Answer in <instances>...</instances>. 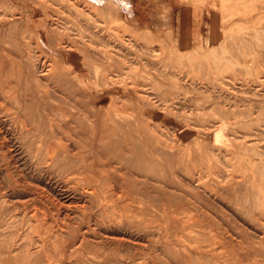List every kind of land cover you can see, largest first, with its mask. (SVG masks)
Returning <instances> with one entry per match:
<instances>
[{
	"label": "rangeland",
	"instance_id": "rangeland-1",
	"mask_svg": "<svg viewBox=\"0 0 264 264\" xmlns=\"http://www.w3.org/2000/svg\"><path fill=\"white\" fill-rule=\"evenodd\" d=\"M0 21V264H264V0H0Z\"/></svg>",
	"mask_w": 264,
	"mask_h": 264
},
{
	"label": "bare ground",
	"instance_id": "bare-ground-1",
	"mask_svg": "<svg viewBox=\"0 0 264 264\" xmlns=\"http://www.w3.org/2000/svg\"><path fill=\"white\" fill-rule=\"evenodd\" d=\"M69 3H70V2H69ZM0 22H1V21H0ZM2 23H3V22H2ZM5 23H6V22H5ZM2 25H4V24H2ZM5 25H7V24H5ZM12 25H13V24H12ZM8 26H9V25H8ZM4 27H5V26H4ZM6 27H7V26H6ZM1 28H3V27L1 26L0 29H1ZM7 28H8V27H7ZM7 28H6V31H8ZM11 28H12V26H11V24H10V29H11ZM4 29H5V28H4ZM0 31L2 32V30H0ZM10 31H11V30H10ZM10 31H9V32H10ZM4 32H5V31H4ZM5 33H6V32H5ZM2 34H3V33H2ZM10 35H11V34H10ZM7 38H8V37H7ZM8 42H10V40H9ZM0 43H1V42H0ZM1 44H3V43H1ZM4 44H5V42H4ZM6 46H7V44H6ZM6 46H5V47H6ZM0 47H1V46H0ZM3 47H4V46H3ZM2 50H3V49H2ZM33 67H34V65H33ZM33 69H34V68H33ZM35 69H36V68H35ZM33 73H34V72H33ZM10 74H11V73H10ZM5 75H6V74H5ZM8 75H9V74H8ZM8 75H7V76H8ZM34 75H35V74H34ZM8 78H9V77H8ZM3 79H4V78H3ZM9 79H10V78H9ZM4 81H7V79H6V80L4 79ZM2 82H3V81H2ZM3 84H5V83H3ZM9 84H11V82H9ZM5 86H6V85H5ZM5 86H4V87H5ZM7 88H9V87H7ZM10 88H11V87H10ZM4 89H5V88H4ZM7 90H10V89H7ZM2 91L4 92V90H2ZM0 93H1V91H0ZM4 93H7V92H6V89H5V92H4ZM8 94H12V92H11V93H10V92L7 93V95H8ZM1 95H2V94H1ZM7 95H6V96H7ZM2 96H3V95H2ZM15 97H16V96H14V99H15ZM11 98H12V97H11ZM9 99H10V98H9ZM14 103H15V102H14ZM16 104H17V103H16ZM116 113H117V112H116ZM49 115H52V116H53L54 114H49ZM59 115H60V114H59ZM63 115H64V114H63ZM84 115H86V114H84ZM112 115H113V114H112ZM115 115H116V114H115ZM118 115H119V114H118ZM47 116H48V115H47ZM57 116H58V115H57ZM57 116H56V118H57ZM61 116H62V115H61ZM64 116H65V115H64ZM66 116H67V115H66ZM68 116H69V115H68ZM74 116H75V115H74ZM116 116H117V115H116ZM53 117H54V116H53ZM41 118H42V117H41ZM46 118H48V117H46ZM49 118H50V117H49ZM56 118H55V119H56ZM58 118H59V117H58ZM71 118H72V115H71ZM86 118H87V117H86ZM90 118H91V117H90ZM111 118L113 119V117H111ZM109 119H110V118H109ZM46 120H47V119H46ZM52 120L54 121V119H52ZM52 120H51V121H52ZM57 120H60V118L57 119ZM67 120H68V119H67ZM86 120H87V119H86ZM91 120H92V119H91ZM113 120H115V119H113ZM118 120H119V119H118ZM53 121H52V122H53ZM69 121H70V120H69ZM92 121H93V120H92ZM119 121H120V120H119ZM119 121H117L116 123H118ZM47 122H48V121H47ZM72 123L74 124V122H72ZM111 123H112V120H111ZM121 123H124V122H121ZM54 124H55V122L53 123V125H54ZM80 124H81V123H80ZM109 124H110V123H109ZM113 124H114V123H112V125H113ZM20 125H22V124H20ZM48 125H50V124H48ZM53 125L51 124V126H53ZM116 125H117V124H116ZM119 125H120V123H119ZM121 125H122V124H121ZM54 126H55V125H54ZM109 126H110V125H109ZM113 126H115V125H113ZM128 126H129V125H128ZM129 127H130V126H129ZM109 128H110V127H109ZM24 129H25V128H24ZM47 129H49V128H47ZM34 130H35V129H34ZM52 130H54V129H52ZM121 130H122V129H121ZM123 130H124V129H123ZM15 131H16V130H15ZM27 131H28V129H27ZM37 131H38V130H37ZM91 131H92V130H91ZM110 131H111V130H110ZM128 131L130 132V130H128ZM134 131H137V130H134ZM150 131H151V130H150ZM46 132H48V131H46ZM50 132H51V131H50ZM20 133H22V132H20ZM24 133H26V130L23 132V134H24ZM34 133H35V132H34ZM48 133H49V132H48ZM116 133L119 134V132H116ZM31 134H33V133H31ZM89 134H90V133H89ZM89 134H88V135H89ZM92 134H93V133H92ZM123 134H124V133H123ZM36 135H37V134H36ZM71 135H72V134H71ZM88 135H87V137L85 136V138H88ZM110 135H111V134H110ZM19 136H21V134H20ZM29 136H30V135H29ZM32 136H33V135H31V137H32ZM34 136H35V134H34ZM34 136H33V137H34ZM119 136H120V135H119ZM129 136H130V135H129ZM33 137H32V138H33ZM81 137H82V136H81ZM146 137H147V136H146ZM68 138L70 139V137H68ZM77 138H78V136H77ZM62 139H63V138H62ZM80 139H81V138H80ZM95 139H96V138H95ZM145 139L148 140L147 138H145ZM88 140H89V139H88ZM90 140H91V139H90ZM97 140H98V138H97ZM112 140H114V139H112ZM116 140H119V137H118V139H116ZM146 140H145V141H146ZM149 140H150V139H149ZM74 141H75V139H74ZM74 141H72L74 144H77V143H78V142L75 143ZM77 141H78V140H77ZM120 141H121V140H120ZM150 141H151V140H150ZM152 141H153V140H152ZM81 142H82V140H81ZM113 142H114V141H113ZM78 144H79V143H78ZM78 144H77V146H78ZM153 144H154V143H153ZM80 145H82V144H80ZM122 145H123V144H122ZM113 146H114V145H113ZM134 146H135V145H134ZM155 146H157V145H155ZM99 147H101V146H99ZM127 147H128V146H127ZM128 148H129V147H128ZM81 149H82V148H81ZM125 150H126V149H125ZM153 150H154V149H153ZM151 151H152V150H151ZM128 152H129V151H128ZM132 152H133V151H132ZM162 152H163V150H162ZM92 153H93V152H92ZM92 153H91V154H92ZM122 153L125 154L124 152H122ZM129 153H131V152H129ZM139 153H140V152H139ZM150 153H151V152H150ZM86 154H87V153H86ZM86 154H85V155H86ZM91 154H90V155H91ZM141 154H142V153H140V155H141ZM151 154H152V153H151ZM147 155H148V154H147ZM163 155H164V154H163ZM136 156H137V155H136ZM142 156H143V155H141L140 157H142ZM164 156H165V155H164ZM91 157L94 159V157H93L92 155H91ZM145 157H146V156H145ZM116 158H117V157H116ZM136 158H137V157H136ZM100 159H101V157H100ZM101 160H102V159H101ZM101 160H100V161H101ZM107 160H108V159H107ZM126 160H127V163H128V159H126ZM93 161H95V160H93ZM96 161H97V159H96ZM102 161H103V160H102ZM102 161H101V162H102ZM108 161H109V160H108ZM117 161H118V160H117ZM135 161H136V160H135ZM91 162H92V161H91ZM91 162H90V163H91ZM112 162H113V161H112ZM132 162H134V161H132ZM109 163H110V161H109ZM118 163H119V161H118ZM92 164H93V162H92ZM113 164H114V162H113ZM113 164H112V165H113ZM123 164H125V163H123ZM128 164H129V163H128ZM130 164H131V163H130ZM132 164H133V163H132ZM89 165H91V164H89ZM98 165H100V164L98 163ZM112 165H110V166H112ZM107 166H108V165H107ZM99 167H102V166H99ZM114 167H115V166H114ZM114 167H113V168H114ZM119 167H120V166H119ZM93 168H94V167H93ZM108 169H109V168H108ZM110 169H111V168H110ZM90 170L92 171V169H90ZM97 170H98V169H97ZM111 170H112V169H111ZM115 170H116V169H115ZM118 171H119V169H118ZM98 172H99V171H98ZM114 172H115V171H114ZM119 172L121 173V171H119ZM128 172H129V171H128ZM100 173H101V172H100ZM100 173H99V174H100ZM103 174H104V172H103ZM103 174H102V175H103ZM105 174H107V173H105ZM129 174H130V173H129ZM108 175H109V174H108ZM116 176H118V175H116ZM106 178H107V177H106ZM118 178H119V177H118ZM96 179H97V178H96ZM96 179H95V180H96ZM104 179H105V178H104ZM104 179H103V180H104ZM97 180H98V179H97ZM120 180H122V179H120ZM35 181H36V180H35ZM19 182H20V181H19ZM21 182H22V181H21ZM21 182H20V183H21ZM26 182H27V181H26ZM6 184H7V183H6ZM4 185H5V184H4ZM13 185H15V183H13ZM13 185H12V186H13ZM17 185H19V184L17 183ZM8 186H9V185H8ZM17 187H18V186H17ZM25 187H26V186H25ZM27 188H28V187H27ZM15 189H16V188H15ZM15 189H13V190H15ZM20 189H21V187H20ZM24 189H25V188H24ZM24 189H23V190H24ZM34 189H37V188H34ZM26 190H27V189H26ZM37 190H38V189H37ZM2 191H3V190H2ZM20 191H21V190H20ZM27 191H29V190H27ZM12 192H13V191H12ZM15 193H17V192H15ZM22 193H23V192H22ZM24 193H25V192H24ZM35 193H36V191H35ZM35 193H34V194H35ZM104 193H105V192H104ZM25 194H26V193H25ZM31 194H32V193H31ZM34 194H33V195H34ZM17 195H18V194H17ZM36 195H37V194H36ZM36 195H35V196H36ZM39 195H40V194H39ZM92 195H93V194H92ZM95 195H96V194H95ZM2 196H3V195H2ZM2 196H1V197H2ZM6 196H7V195H6ZM18 196H19V195H18ZM102 196H103V195H102ZM105 196H106V194H105ZM21 197H22V196H21ZM93 197H94V196H93ZM17 198H18V197H17ZM102 198H103V197H102ZM104 198H106V197H104ZM8 200H9V199H8ZM36 200H37V199H36ZM104 200H106V199H104ZM3 201H4V200H3ZM6 201H7V200H6ZM6 201H4V202H6ZM16 201H17V200H16ZM0 202H1V200H0ZM4 204H5V203H4ZM21 215H23V214H21ZM24 215H25V214H24ZM27 215H28V214H27ZM36 215H37V214H36ZM18 216H19V215H18ZM22 217H23V216H22ZM26 217H27V216H26ZM1 218H3L2 215H1ZM1 218H0V219H1ZM23 218H24V217H23ZM31 218H32V217H31ZM4 219H6V218H4ZM7 219H8V218H7ZM24 219H26V218H24ZM34 219H35V218H34ZM9 220H11V219H9ZM9 220H8V221H9ZM14 220H15V219H14ZM22 220H23V219H22ZM27 220H28V219H26V222H27ZM11 221H13V220H11ZM33 221H34V220H33ZM33 221H32V222H33ZM6 222H7V220H6ZM10 223H11V222H10ZM28 223H29V222H28ZM45 223H46V222H45ZM70 223H71V222H70ZM1 224H2V221H1ZM26 224H27V223H26ZM12 225H14V224H12ZM18 225L20 226L21 224H18ZM29 225H30V224H29ZM29 225H27V226H29ZM40 225L42 226V224H40ZM40 225H39V226H40ZM9 226H10V224H9ZM15 226H16V225H15ZM15 226H13V227H15ZM27 226H26V227H27ZM33 226H34V225H33ZM24 227H25V225H24ZM44 227H45V226H44ZM5 228H6V226H5ZM22 228H23V227H22ZM30 228H31V227H30ZM35 228H36V227H35ZM39 228H40V227H39ZM45 228H46V227H45ZM48 228H49V227H48ZM3 229H4V227H3ZM7 229H8V228H7ZM7 229H6V230H7ZM40 229H41V228H40ZM28 230H29V229H28ZM32 230H33V229H32ZM38 230H39V229H38ZM1 231H2V229H1ZM26 231H27V230H26ZM33 231H34V230H33ZM45 231H46V230H45ZM31 232H32V231H31ZM24 233H26V232H24ZM48 233H50V232H48ZM4 234H5V233H4ZM8 234L10 235V232H9ZM45 234H46V233H45ZM6 235H7V234H6ZM24 235H25V234L20 235V236H24ZM28 235H29V234H28ZM51 235H52V234H51ZM148 235H149V233H148ZM3 236H4V235H3ZM10 236H12V235H10ZM10 236H9V237H10ZM25 237H28V236H25ZM51 237H52V236H51ZM54 237H55V236H54ZM54 237H52V238H54ZM3 238H4V237H3ZM6 238H7V237H6ZM112 238H113V237H112ZM108 239H109V238H108ZM115 239H116V238H115ZM118 239H119V238H118ZM3 240H4V239H3ZM13 240H14V239H13ZM41 240H42V239H40V241H41ZM56 240H57V239H56ZM7 241H8V240H7ZM20 241H22V240H20ZM20 241H19V242H20ZM23 241H24V240H23ZM30 241H32V240H30ZM38 241H39V240H38ZM38 241H37V242H38ZM84 241L86 242V240H84ZM11 242H12V241H11ZM24 242H25V241H24ZM24 242H23V243H24ZM26 242H27V239H26ZM33 242H36V241H33ZM43 242H44V241H43ZM47 242H48V241H47ZM50 242H51V241H50ZM57 242H58V241H56V243H57ZM60 242H61V241H60ZM106 242L108 243V241H106ZM106 242H105V243H106ZM119 242H120V241H119ZM121 242H122V241H121ZM4 243H6V242H4ZM8 243H9V242H8ZM17 243H18V242H17ZM28 243H29V242H28ZM31 243H32V242H30L29 244H31ZM54 243H55V242H54ZM83 243H84V242H83ZM110 243H111V242H110ZM116 243H118V241H117ZM116 243H115V244H116ZM0 244H1V243H0ZM10 244H11V243H10ZM25 244H26V243H25ZM32 244H33V243H32ZM32 244H31V247H32ZM37 244H38V243H37ZM37 244H36V245H37ZM50 244H51V243H50ZM58 244H59V243H58ZM122 244H123V243H122ZM133 244H134V243H133ZM6 245H7V244H6ZM16 245H17V244H16ZM42 245H43V244H42ZM48 245H49V244H48ZM60 245H61V244H60ZM60 245H58V246H60ZM63 245H64V244H63ZM65 245H66V244H65ZM84 245H85V243H84ZM86 245H87V243H86ZM96 245H97V243H96ZM96 245H95V246H96ZM110 245H111V244H110ZM110 245H109V246H110ZM116 245H117V244H116ZM125 245H126V244H125ZM127 245H128V243H127ZM129 245H130V244H129ZM27 246H28V245H27ZM27 246H25V248H27ZM73 246H74V245H73ZM114 246H115V245H114ZM122 246H123V245H122ZM3 247H4V246H3ZM16 247H17V246H15V248H16ZM28 247H30V246H28ZM35 247H36V246L34 245V248H35ZM38 247H39V246H37V248H38ZM42 247H43V246H42ZM44 247H46V246H44ZM44 247H43V249H45ZM49 247H50V246H49ZM52 247H53V246H51V248H52ZM55 247H56V246H55ZM67 247H68V246H67ZM79 247H80V246H79ZM85 247H86V246H85ZM91 247H93V246L91 245ZM98 247H99V246H98ZM98 247H96V248H98ZM119 247H120V246H119ZM119 247H118V248H119ZM127 247H128V246H127ZM127 247H126V249H127ZM135 247H136V245H135ZM139 247H140V246H139ZM139 247H138V248H139ZM0 248H1V247H0ZM18 248H19V247H18ZM20 248H21V247H20ZM20 248L18 249V252H19V251H23L22 249L20 250ZM34 248H33V249H34ZM74 248H75V247H74ZM81 248H83V246H81ZM81 248H80V249H81ZM96 248H95V249H96ZM108 248H109V247H108ZM110 248H111V247H110ZM116 248H117V247H116ZM118 248H117V250H118ZM120 248H121V247H120ZM124 248H125V247H124ZM140 248H141V247H140ZM28 249H29V248H28ZM31 249H32V248H31ZM33 249H32V250H33ZM53 249H54V248H53ZM57 249H58V248H57ZM61 249H62V248H61ZM72 249H73V248H72ZM80 249H79V250H80ZM92 249H94V248H92ZM92 249H91V250H92ZM95 249H94V250H95ZM101 249H103V248H101ZM101 249H100V250H101ZM112 249H113V247H112ZM112 249H111V252H112ZM126 249H125V251H126ZM244 249H245V248H244ZM247 249H248V248H247ZM247 249H245V250H247ZM3 250H4V249H3ZM16 250H17V249H16ZM40 250H42V249L40 248ZM47 250H48V249H47ZM55 250H56V249H55ZM67 250H68V249H67ZM94 250H93V251H94ZM120 250L124 251L123 248L120 249ZM127 250H128V249H127ZM4 251H5V250H4ZM10 251H11V250H10ZM14 251H15V250H14ZM42 251H44V250H42ZM96 251H97V250H95V252H96ZM107 251H108V250H107ZM131 251H134V250L132 249ZM131 251H129V252H131ZM136 251H138V250H136ZM198 251H199V249H198ZM48 252H49V251H48ZM50 252H51V251H50ZM50 252H49V253H50ZM53 252H54V250H53ZM70 252H72V251H70ZM4 253H5V252H4ZM6 253H7V252H6ZM14 253H15V252H14ZM20 253H21V252H20ZM20 253H19V254H20ZM34 253H35V252H34ZM34 253H33V254H34ZM43 253H45V252H43ZM59 253H62V251L59 252ZM74 253H76V252H74ZM109 253H110V251H109ZM113 253H115V252H112V254H113ZM132 253H134V252H132ZM16 254H17V253H16ZM24 254H26V255H23V253H21L22 256H24V257L27 256V253H25V251H24ZM28 254H29V253H28ZM31 254H32V253H30V256H32ZM55 254H56V253H55ZM67 254H68V252H67ZM100 254H101V253H100ZM103 254H104V252H103ZM240 254H241V253H240ZM2 255H4V254H2ZM37 255H38V254H37ZM128 255H129V253H128ZM131 255H133V254H131ZM242 255H243V254H242ZM244 255H245V254H244ZM4 256H5V255H4ZM10 256H11V255H10ZM16 256H17V255H16ZM16 256H15V257H16ZM30 256H29V257H30ZM39 256H40V254H39ZM57 256H58V258H59V254H58ZM61 256H62V255H61ZM109 256H110V255H109ZM112 256H113V255H112ZM134 256H135V254H134ZM237 256H239V255H237ZM15 257H14V258H15ZM50 257H51V256H50ZM55 257H56V255H55ZM55 257H54V259H55ZM63 257H64V256H63ZM94 257H95V256H94ZM104 257H105V256H104ZM104 257H102V258H104ZM131 257H132V256H131ZM131 257H130V258H131ZM8 258H9V257H8ZM11 258H12V260H13V257H11ZM11 258H10V260H9V259H7V260L11 261ZM44 258H45V256H44ZM68 258H69V255H68ZM106 258H107V257H106ZM134 258H135V257H134ZM134 258H133V259H134ZM3 259H6V258H3ZM24 259H25V258H24ZM24 259H23V260H24ZM33 259H34V258H33ZM33 259H32V257H31L30 260H33ZM35 259H36V258H35ZM48 259H49V258H48ZM54 259H53V260H54ZM61 259H62V258H61ZM61 259H59V260L61 261ZM96 259H97V258H96ZM98 259H99V258H98ZM238 259H240V258H238ZM40 260H41V257H40ZM59 260H58V261H59ZM92 260H93V259H91V262H92ZM100 260H101V259H100ZM104 260H105V259H104ZM113 260H114V257H113ZM128 260H130V259H128ZM235 260H236V259H235ZM3 261H5V260H3ZM13 261H14V260H13ZM13 261H12L11 263H13ZM19 261H20V260H19ZM38 261H39V260H38ZM43 261H44V260H43ZM56 261H57V259H55V262H56ZM58 261H57V262H58ZM60 261H59V262H60ZM68 261H69V260H68ZM85 261H86V260H85ZM108 261H109V260H108ZM116 261H118V260H116ZM130 261H131V260H130ZM7 262H8V261H7ZM22 262H23V261H22ZM118 262H119V261H118ZM121 262H122V261H121ZM121 262L118 263V264H121ZM236 262H237V261H236ZM15 263H16V262H15ZM23 263H24V262H23ZM35 263H37V262H35ZM38 263H39V262H38ZM44 263H45V262H44ZM50 263H51V262H50ZM92 263H94V262H92ZM97 263H98V262H97ZM97 263H96V264H97ZM103 263L106 264L107 262L105 263V262L103 261ZM115 263H116V262H114V264H115ZM3 264H4V262H3ZM5 264H6V263H5ZM9 264H10V263H9ZM46 264H47V263H46ZM87 264H88V263H87ZM98 264H99V263H98ZM122 264H123V263H122ZM124 264H125V263H124ZM136 264H137V263H136ZM235 264H236V263H235Z\"/></svg>",
	"mask_w": 264,
	"mask_h": 264
},
{
	"label": "clouds",
	"instance_id": "clouds-1",
	"mask_svg": "<svg viewBox=\"0 0 264 264\" xmlns=\"http://www.w3.org/2000/svg\"><path fill=\"white\" fill-rule=\"evenodd\" d=\"M125 7H126V10H127V9H130L131 5L130 4H126Z\"/></svg>",
	"mask_w": 264,
	"mask_h": 264
}]
</instances>
